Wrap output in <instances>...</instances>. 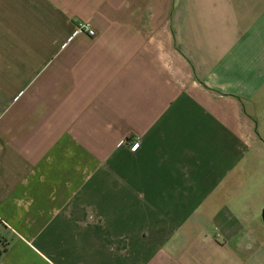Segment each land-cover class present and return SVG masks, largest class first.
Wrapping results in <instances>:
<instances>
[{
  "label": "crops",
  "instance_id": "obj_1",
  "mask_svg": "<svg viewBox=\"0 0 264 264\" xmlns=\"http://www.w3.org/2000/svg\"><path fill=\"white\" fill-rule=\"evenodd\" d=\"M2 249L264 264V0H0Z\"/></svg>",
  "mask_w": 264,
  "mask_h": 264
},
{
  "label": "built area",
  "instance_id": "obj_2",
  "mask_svg": "<svg viewBox=\"0 0 264 264\" xmlns=\"http://www.w3.org/2000/svg\"><path fill=\"white\" fill-rule=\"evenodd\" d=\"M77 31L81 32V33H86L89 36H94L95 35V31L90 27V25H88L86 23L79 24L78 28H77ZM137 146H138V143L134 142V144L132 145V148L136 149Z\"/></svg>",
  "mask_w": 264,
  "mask_h": 264
},
{
  "label": "trees",
  "instance_id": "obj_3",
  "mask_svg": "<svg viewBox=\"0 0 264 264\" xmlns=\"http://www.w3.org/2000/svg\"><path fill=\"white\" fill-rule=\"evenodd\" d=\"M1 252H3V249H2V250H0V253H1Z\"/></svg>",
  "mask_w": 264,
  "mask_h": 264
},
{
  "label": "rangeland",
  "instance_id": "obj_4",
  "mask_svg": "<svg viewBox=\"0 0 264 264\" xmlns=\"http://www.w3.org/2000/svg\"><path fill=\"white\" fill-rule=\"evenodd\" d=\"M1 103L3 104V101H1Z\"/></svg>",
  "mask_w": 264,
  "mask_h": 264
}]
</instances>
